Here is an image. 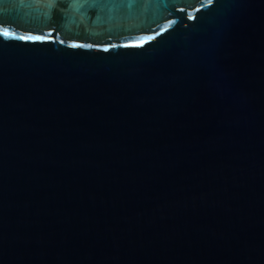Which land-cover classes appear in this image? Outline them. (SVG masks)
<instances>
[{
	"label": "water",
	"instance_id": "obj_1",
	"mask_svg": "<svg viewBox=\"0 0 264 264\" xmlns=\"http://www.w3.org/2000/svg\"><path fill=\"white\" fill-rule=\"evenodd\" d=\"M0 264H264V0H0Z\"/></svg>",
	"mask_w": 264,
	"mask_h": 264
},
{
	"label": "snow or ice",
	"instance_id": "obj_2",
	"mask_svg": "<svg viewBox=\"0 0 264 264\" xmlns=\"http://www.w3.org/2000/svg\"><path fill=\"white\" fill-rule=\"evenodd\" d=\"M35 39H42V37H36Z\"/></svg>",
	"mask_w": 264,
	"mask_h": 264
}]
</instances>
